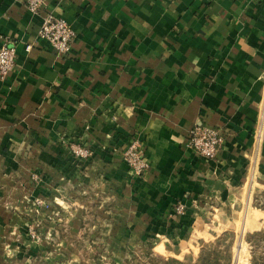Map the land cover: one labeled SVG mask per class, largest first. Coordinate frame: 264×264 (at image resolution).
<instances>
[{"label":"crops","instance_id":"obj_1","mask_svg":"<svg viewBox=\"0 0 264 264\" xmlns=\"http://www.w3.org/2000/svg\"><path fill=\"white\" fill-rule=\"evenodd\" d=\"M46 14L74 31L69 54L38 36ZM4 43L15 60L0 76V264H94L64 236L81 233L91 192L115 264L154 251L192 263L222 227L264 231V0H43L39 14L0 0ZM197 125L224 137L215 158L189 148ZM131 141L150 162L141 177L122 161ZM23 194L63 219L39 244Z\"/></svg>","mask_w":264,"mask_h":264},{"label":"rangeland","instance_id":"obj_2","mask_svg":"<svg viewBox=\"0 0 264 264\" xmlns=\"http://www.w3.org/2000/svg\"><path fill=\"white\" fill-rule=\"evenodd\" d=\"M83 150H86L80 146ZM77 159H86L89 157V152H87L86 156H76L72 153ZM31 181L36 180L35 175H31ZM95 192L89 193L86 197V200H82L81 204L84 208H86V213L84 214L83 223L80 227L81 233L79 235H67L65 234V238L68 243L72 244V253L76 254H85L87 258H90L94 262V264H115L114 258L112 257L111 250L104 245V232L105 227L102 228L100 225L103 223L110 224L109 218L107 219L106 215L103 217L101 214H97V210L100 209V206H104V203L100 199H95ZM22 200L26 205H28V212L30 214L29 220H27L24 224L23 229H26V237L33 244H39L43 238V229L45 222L51 223H62L63 219H61L60 215L50 209V206L46 201L42 198H32L31 196H27V194L22 195ZM99 201V202H98ZM73 204V202H70ZM78 203V202H76ZM79 204V203H78ZM75 205V204H74ZM77 207V206H76ZM79 207V206H78ZM50 217V219L48 218ZM60 220V221H59ZM239 223H232L226 227H222L223 232H232L234 234V242L232 247L233 259L232 264H250L252 251L254 248L246 242L247 234L253 232H244L242 235L240 234V226ZM13 229H20L19 226ZM215 229V228H213ZM212 229V230H213ZM17 232V231H16ZM264 232V231H261ZM221 233V234H222ZM219 234V236L221 235ZM238 240L243 244L244 248L247 252H244V248L238 245L236 248V244ZM200 242V241H198ZM196 248H200V250L204 247L205 243L200 242L198 246L195 245ZM192 252L193 250L190 249ZM199 250V251H200ZM257 254H261L264 252V242L259 239L257 248ZM157 256L152 255V257H158V251H154ZM244 252V254H243ZM190 258V256L188 257ZM124 260V259H123ZM152 260V259H150ZM149 260V262H150ZM125 264H138V261H133L132 259L124 260ZM120 263V264H123Z\"/></svg>","mask_w":264,"mask_h":264},{"label":"built area","instance_id":"obj_3","mask_svg":"<svg viewBox=\"0 0 264 264\" xmlns=\"http://www.w3.org/2000/svg\"><path fill=\"white\" fill-rule=\"evenodd\" d=\"M26 9L32 14H39L43 9V0H24ZM38 36L47 41L59 56H65L71 51V44L75 33L64 20L46 14L41 22ZM28 49V48H27ZM15 49L3 44L0 47V76H6L14 67ZM224 144V137L216 129L197 125L188 137L189 148L203 159H213ZM72 153L82 157L87 151L79 147H72ZM122 161L129 167L136 177L143 176L150 168V162L145 157L144 149L137 141H131L122 152ZM176 215L183 214L182 206L174 209Z\"/></svg>","mask_w":264,"mask_h":264},{"label":"trees","instance_id":"obj_4","mask_svg":"<svg viewBox=\"0 0 264 264\" xmlns=\"http://www.w3.org/2000/svg\"><path fill=\"white\" fill-rule=\"evenodd\" d=\"M259 239L264 242V232L259 231L247 234L246 242L254 248L252 251L250 264H264V252L257 254L256 251ZM233 242L234 234L232 232H224L214 240L210 247H203L199 251L197 259L192 263H184L173 258L162 260L157 263L161 256L167 255L166 252H161L158 254L159 258L150 260L149 264H232Z\"/></svg>","mask_w":264,"mask_h":264}]
</instances>
